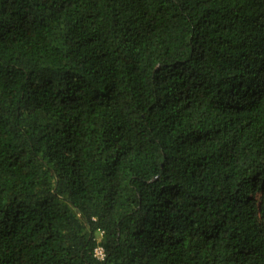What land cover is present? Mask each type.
Here are the masks:
<instances>
[{
	"label": "trees",
	"instance_id": "1",
	"mask_svg": "<svg viewBox=\"0 0 264 264\" xmlns=\"http://www.w3.org/2000/svg\"><path fill=\"white\" fill-rule=\"evenodd\" d=\"M0 264H264V0H0Z\"/></svg>",
	"mask_w": 264,
	"mask_h": 264
},
{
	"label": "built area",
	"instance_id": "2",
	"mask_svg": "<svg viewBox=\"0 0 264 264\" xmlns=\"http://www.w3.org/2000/svg\"><path fill=\"white\" fill-rule=\"evenodd\" d=\"M94 253H95V257L99 261H102L103 260V252H102L101 248H96Z\"/></svg>",
	"mask_w": 264,
	"mask_h": 264
},
{
	"label": "rangeland",
	"instance_id": "3",
	"mask_svg": "<svg viewBox=\"0 0 264 264\" xmlns=\"http://www.w3.org/2000/svg\"><path fill=\"white\" fill-rule=\"evenodd\" d=\"M98 239H99V236H98Z\"/></svg>",
	"mask_w": 264,
	"mask_h": 264
}]
</instances>
